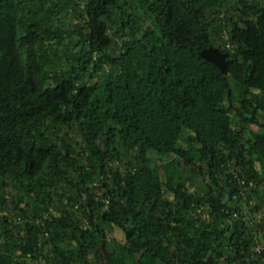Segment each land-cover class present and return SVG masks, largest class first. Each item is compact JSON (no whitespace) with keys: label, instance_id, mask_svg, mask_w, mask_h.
<instances>
[{"label":"trees","instance_id":"16d2710c","mask_svg":"<svg viewBox=\"0 0 264 264\" xmlns=\"http://www.w3.org/2000/svg\"><path fill=\"white\" fill-rule=\"evenodd\" d=\"M258 244L264 0H0V264H264Z\"/></svg>","mask_w":264,"mask_h":264},{"label":"rangeland","instance_id":"374dc122","mask_svg":"<svg viewBox=\"0 0 264 264\" xmlns=\"http://www.w3.org/2000/svg\"><path fill=\"white\" fill-rule=\"evenodd\" d=\"M69 18H71V17H69ZM152 162H153V161H152ZM156 164H157V162L154 164V167L156 166ZM157 165H159V163H158ZM258 169H259V171H260L261 173H263L262 168H259V167H258ZM158 173H159V175H160L161 180L164 181V180H165V179L171 174V165H170V163L167 162L166 164L163 165V167L158 168ZM111 237H114V238H116V239L119 240V241H122V240H123V235H122V233L119 232V231L116 230V229L113 231Z\"/></svg>","mask_w":264,"mask_h":264},{"label":"built area","instance_id":"2783aa9c","mask_svg":"<svg viewBox=\"0 0 264 264\" xmlns=\"http://www.w3.org/2000/svg\"><path fill=\"white\" fill-rule=\"evenodd\" d=\"M241 195L243 196L244 194H243V192H241ZM105 203H107L106 201H105ZM54 214V213H53ZM56 215V214H55ZM255 251L259 254V253H261V252H264V245H257L256 246V248H255Z\"/></svg>","mask_w":264,"mask_h":264}]
</instances>
